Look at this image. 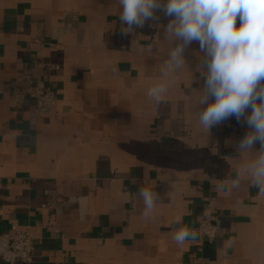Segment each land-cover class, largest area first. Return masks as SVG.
<instances>
[{"label": "crops", "instance_id": "0c3cea01", "mask_svg": "<svg viewBox=\"0 0 264 264\" xmlns=\"http://www.w3.org/2000/svg\"><path fill=\"white\" fill-rule=\"evenodd\" d=\"M121 11L118 0H0V233L28 230L34 244L28 261L0 264H264V197L247 177L215 190L249 159L226 146L246 129L199 127L188 67L156 105L147 92L169 42L148 26L125 36ZM31 79L55 90L51 114L13 107V83ZM141 188L160 195L149 220ZM205 213L217 238L178 246L174 230Z\"/></svg>", "mask_w": 264, "mask_h": 264}, {"label": "clouds", "instance_id": "9594fccd", "mask_svg": "<svg viewBox=\"0 0 264 264\" xmlns=\"http://www.w3.org/2000/svg\"><path fill=\"white\" fill-rule=\"evenodd\" d=\"M119 22L125 36L145 26L162 29L169 42L157 83L148 97L159 105L165 100L175 74L185 67L193 71L198 98L196 118L205 132L235 119L246 131L226 145L235 156L249 157L236 178L219 183L215 190L231 192L243 177L264 197V0H118ZM167 18L162 24L161 16ZM239 21V24L237 23ZM198 44L196 62L188 58L191 45ZM198 74V76L196 75ZM258 146V147H257ZM143 201L141 213L151 219L160 195L150 188L135 194ZM175 223L183 225L178 216ZM198 233L187 226L174 230L173 241L183 246ZM234 240L224 243V251Z\"/></svg>", "mask_w": 264, "mask_h": 264}, {"label": "built area", "instance_id": "2783aa9c", "mask_svg": "<svg viewBox=\"0 0 264 264\" xmlns=\"http://www.w3.org/2000/svg\"><path fill=\"white\" fill-rule=\"evenodd\" d=\"M11 100L14 108L20 110L30 100L40 115H49L57 104V94L53 87L41 79H31L21 87L16 82L11 88ZM220 220L210 214H203L194 231L201 241H214L220 230ZM34 249L33 239L28 230L0 233V260L7 263L26 262Z\"/></svg>", "mask_w": 264, "mask_h": 264}]
</instances>
